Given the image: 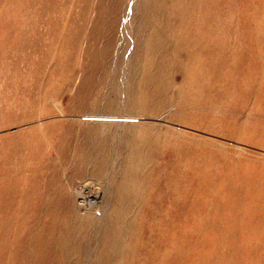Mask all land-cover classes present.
Segmentation results:
<instances>
[{"label":"bare ground","instance_id":"6f19581e","mask_svg":"<svg viewBox=\"0 0 264 264\" xmlns=\"http://www.w3.org/2000/svg\"><path fill=\"white\" fill-rule=\"evenodd\" d=\"M56 2L38 0L41 14L21 28V62L10 63L22 80L33 73L34 89L52 55L47 74L78 73L76 97L91 110L21 114L34 124L21 129L20 169L0 171V250L8 234L18 242L0 264H247L253 248L239 237L255 236L264 258V158L160 122L167 113L263 143L264 0H99L93 13L90 0H74L63 29ZM60 29L52 49L46 37ZM75 119L92 129L75 137ZM108 125L127 128L120 161ZM50 142L71 167L57 170L51 155L30 164Z\"/></svg>","mask_w":264,"mask_h":264},{"label":"rangeland","instance_id":"374dc122","mask_svg":"<svg viewBox=\"0 0 264 264\" xmlns=\"http://www.w3.org/2000/svg\"><path fill=\"white\" fill-rule=\"evenodd\" d=\"M97 1L99 0H90L91 13L94 12L95 4L97 3ZM73 2L74 0H57L56 2V10L54 14H60L62 29L64 28L68 14H70L73 9ZM37 14H41L40 7L38 6V0H0V74L2 75V77L0 78V171L5 169L8 173H10L7 174V176H11L14 172H16L15 169H20L21 167V129H28L32 124H34V122L21 123V114L29 115L44 110L46 111L51 108L57 110L59 107L64 108V110H67V108H69L70 110L72 108H80L82 112L91 110L89 108L82 107L83 105L81 106L82 102L80 98L76 97L78 95L77 86L79 84L78 73H75V71L72 69L69 72L58 70H56L55 72L53 71V76L49 75V73L47 74L48 70L46 66L48 67L50 62H52V55L47 58L44 69L43 67H41L40 74H38V85L34 89L33 82L36 77H33V73L31 72V75L25 77L22 80L21 64H19L18 67H15L10 63L11 61L21 62V28L24 26V24H26L27 21H34V19L37 17ZM262 26L264 27V12L262 16ZM62 29L58 31V33L52 38V40L51 38H48L49 36L46 37V40L50 39V47L52 49L58 50L59 47H61V42H63L64 38V32H62ZM83 36L84 35L80 36V41L82 42V44H84ZM125 65L126 63L124 62V64L121 66V68H123L122 70H124ZM122 70H120L121 75H119V77H121V81H126V79L128 78V74L125 75L124 71ZM70 79H72V81H70ZM119 98L120 97H118L117 99ZM114 110L120 114L130 112L126 107H121L118 109L115 108ZM66 114L67 113H65L64 115L61 114L54 118H50V120H68ZM135 114L139 115V113ZM143 116L144 117L141 119L142 122L152 120L151 116ZM22 119L24 118L22 117ZM162 119L163 120H161L160 122L164 124L181 127L183 129H187L194 133H197L200 136L216 139L219 141H225L237 148L246 149L245 154L249 155V157H253V159H255L254 157L264 158V141L262 144L258 145L253 142L250 143L248 141L237 140L232 138L231 136L217 132H207L205 130L190 129L173 121L170 118V115L167 113H164ZM70 121H72L74 124L73 135L75 137H78L79 132L85 129H92L91 125L86 123L81 124L76 119ZM107 130H109L110 134L109 144L114 151V155L111 156V158L114 159L115 157L117 161H120L124 158L121 153L126 149V144L124 143L125 136L128 132L127 128L126 126L108 125L107 128H105V132ZM14 132V136H8V134ZM75 144L76 140L73 141L72 145ZM48 145L49 149L44 147V149L38 154L36 158L30 160V164H37V162H39V160L44 156L48 158L51 155V161L53 162L57 170H63L64 168L71 167L72 164L69 162V158L66 159L58 150L54 149L51 142ZM57 156L59 158H56ZM255 161L259 162V160L257 159H255ZM250 171V173H252L254 169H250ZM244 172L245 171L243 170L241 173L244 174ZM19 176H21V174H19ZM19 179L21 180V177H19ZM102 189L104 190L103 187L101 188V190ZM101 190L99 194L102 193L101 195H104L105 192L103 190L102 192ZM112 193L113 192L106 194L107 203H110L112 197L114 196ZM103 211L99 210L98 212L99 214H103ZM8 214L10 218L9 223L14 224L12 230L17 231L18 222L20 221L21 223V219H19L18 221L17 216L19 215V217H21V209H19V207L17 206L15 210L11 209ZM14 235L8 234L9 237L6 236L5 240L3 241L4 245L0 250V254L5 259L12 257L13 252L16 248V242L18 241H16L17 236ZM209 238L210 236H206L205 238H202V240L208 239L206 240V242L212 243L211 239ZM248 238L249 237H239V240L241 241L240 243H242L243 246L247 245L249 246V248H253V250H245L246 254L243 255L247 256L246 258H244L245 261L247 262V264H262L264 259L263 254H260L259 250L254 247V244L257 242L258 236H255V240L250 237V240L253 241L249 243L246 242ZM236 239H238V237H236Z\"/></svg>","mask_w":264,"mask_h":264}]
</instances>
